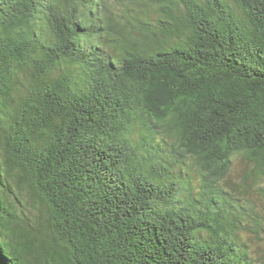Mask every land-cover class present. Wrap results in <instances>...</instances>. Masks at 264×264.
<instances>
[{"label":"trees","instance_id":"1","mask_svg":"<svg viewBox=\"0 0 264 264\" xmlns=\"http://www.w3.org/2000/svg\"><path fill=\"white\" fill-rule=\"evenodd\" d=\"M253 192L264 0H0L2 264H264Z\"/></svg>","mask_w":264,"mask_h":264},{"label":"rangeland","instance_id":"2","mask_svg":"<svg viewBox=\"0 0 264 264\" xmlns=\"http://www.w3.org/2000/svg\"><path fill=\"white\" fill-rule=\"evenodd\" d=\"M118 2H124V1H118ZM126 2V1H125ZM119 5H116V8L118 7V8H120L121 7V9H122V6L120 5V3H118ZM131 9H132V11L131 12H129V15L127 14V13H125V16L124 17H127L128 19V21L129 22H133V24L135 25H137V23H138V21H136L137 19H135V18H132V17H138V18H140V16L139 15H136V11H135V7H133V6H131ZM123 10V9H122ZM125 11V10H124ZM121 15H123L124 13L123 12H119ZM150 17H152V18H154V19H157V17H158V15L155 13V12H153V13H151V15H150ZM144 18V17H143ZM146 19H147V17H145ZM127 26H130V25H127ZM160 26H162V24H160ZM127 28H129V27H127ZM130 29V28H129ZM234 172L236 173L235 175H234V177H233V179H234V181H237V182H240L241 181V179H242V176H243V173H244V165L240 162V161H238L237 163H236V166H235V170H234ZM252 199L254 200V201H256L257 202V204H258V207H260V208H262V211H261V216H264V198H262L261 196H259L258 195V193L257 192H253V197H252ZM260 214V213H259ZM256 218V217H255ZM257 221H259V220H257ZM255 222V221H254ZM254 224V223H253ZM262 225H264V223L262 224ZM263 229H264V226H263ZM251 236V235H250ZM252 237V236H251ZM244 238H247V235H244ZM253 239H255V241H257L259 244H261V247H259V250H261V249H263L264 250V233H262V234H260L259 233V235H257V236H254L253 237ZM261 241H260V240ZM257 243V244H258Z\"/></svg>","mask_w":264,"mask_h":264},{"label":"water","instance_id":"3","mask_svg":"<svg viewBox=\"0 0 264 264\" xmlns=\"http://www.w3.org/2000/svg\"><path fill=\"white\" fill-rule=\"evenodd\" d=\"M0 264H2V263H1V257H0Z\"/></svg>","mask_w":264,"mask_h":264}]
</instances>
